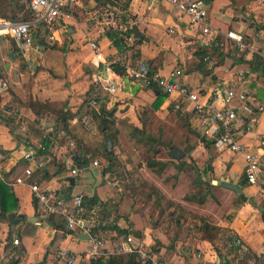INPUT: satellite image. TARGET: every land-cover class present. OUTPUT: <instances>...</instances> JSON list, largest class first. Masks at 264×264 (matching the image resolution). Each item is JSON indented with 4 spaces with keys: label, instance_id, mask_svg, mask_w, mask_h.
<instances>
[{
    "label": "crops",
    "instance_id": "0c3cea01",
    "mask_svg": "<svg viewBox=\"0 0 264 264\" xmlns=\"http://www.w3.org/2000/svg\"><path fill=\"white\" fill-rule=\"evenodd\" d=\"M20 1L28 10L26 1ZM126 1L128 11L121 17H126L131 30L136 24L144 37H134L132 31L131 36H125L127 47L124 51H118L106 34L88 37L85 26H79L75 20L78 1L73 18L64 24L72 36L70 43L61 41L59 44L57 41L50 45L49 41L43 40L22 50L13 42L5 41L3 75L10 81V89L1 102L16 105L21 116H13L11 120L0 113V163L5 167L6 178L3 182L18 202L16 214H10V218H17L11 229L10 218L0 219V264H57L59 248L78 255L89 244L77 236L80 232H70L66 226L55 228L47 222L39 206H34L29 185L33 181L42 188L54 189L65 195L69 193L67 196L96 198L93 204L85 201L90 206L99 204L103 208V217L109 223L107 228L101 227V231L110 248L116 239L130 235L135 244L151 246L156 259L167 264H219L216 248L223 247L225 234L235 233L245 239L253 253L264 255V68L253 70L255 54L238 50L224 34L219 37L212 56L205 60L208 52H203L205 48L193 35L187 18L168 2ZM205 1L213 28L223 32L235 30L244 36L246 42L264 53V5L260 1ZM115 2L122 3L123 0ZM10 16L7 4L0 0V19H11ZM128 27L119 30L126 31ZM60 30L63 28L57 32ZM91 41L100 45L106 60L116 58L130 61L132 65H136L134 61H146L157 66L162 75H168L176 68L182 69V81L200 91L203 95L201 100L214 101L217 106L221 103L216 97L229 87H235L238 92L247 90L248 102L255 111H259V118L252 121L249 112L239 113L235 133L259 159L260 182H247L241 153L222 150L214 139L201 133L192 103L176 93L167 94L120 75L105 62L98 65L90 47ZM97 73L114 78L119 85L112 92L102 91L96 107L89 109L86 98ZM34 103L42 104V107L34 109L31 106ZM241 103L239 97L234 100L236 106ZM140 104H149L157 112L175 111L183 126L196 136L198 144H191L184 151L151 134L148 135L152 141L137 139L138 133L133 131L131 138L137 143L144 139L149 148L157 144L171 156L160 158L158 147L155 149L157 154L145 162L141 161L142 164L132 165L131 160L119 150L116 143L120 137L112 128L115 121V126L119 127V116H133L129 121L134 122L136 116L132 111ZM259 106L263 109L259 110ZM65 114H68L67 129L62 125ZM103 114L108 118L105 124ZM24 116L31 121V126L24 127L18 123ZM87 117L90 119L88 126L84 123ZM134 124L133 129H143V126ZM203 137L213 141L209 149ZM107 138L111 139V150L107 147ZM44 139L48 140L47 149L42 148ZM174 148L184 152L181 159L172 155ZM22 150L35 152L36 161H27ZM106 150L114 153L111 164ZM204 151L209 156L208 167L199 169L196 164L202 160ZM150 158L168 162L161 174L147 165ZM95 159L100 161L99 166L93 165ZM28 164L34 169L32 177L27 179L29 183L14 184L15 178L24 173ZM170 165L174 176L193 165L194 178L189 182L187 175L179 176L177 182L169 179L164 172ZM74 167L78 170L77 175L71 173ZM226 182L241 185L242 194L226 187ZM187 196L192 198L187 199ZM242 196L247 199L242 200ZM20 213L36 216L38 222L18 218L16 215ZM201 218L222 230L214 241L203 235ZM9 232H12L11 240L8 239ZM15 238L19 240L18 245L13 242ZM129 254L122 256L129 258ZM102 264H107V260Z\"/></svg>",
    "mask_w": 264,
    "mask_h": 264
},
{
    "label": "built area",
    "instance_id": "2783aa9c",
    "mask_svg": "<svg viewBox=\"0 0 264 264\" xmlns=\"http://www.w3.org/2000/svg\"><path fill=\"white\" fill-rule=\"evenodd\" d=\"M29 17L27 19H0V113L9 116H21L18 108L14 104H3L1 100L10 89V81L3 75V46L5 41L13 42L18 48L26 50L33 47L37 42L55 39V35L60 27H64L68 20L73 18L74 7L77 0H25ZM172 7L180 11L186 18L187 24L193 35L199 40L200 46L213 50L219 44V37L225 35L227 39L233 41L234 46L240 51L250 52L264 58V53L257 50L250 43L246 42L244 36L235 31L227 30L223 32L215 29L209 22V12L205 0H163ZM90 47L94 52L97 64L105 62L111 66L113 63H120L126 71V77L133 81L146 82L148 85L154 84L161 91L167 94H178L184 100L193 104V111L196 114L198 126L201 133L215 140V144L220 149L241 153L245 160V177L249 184H258L261 180V164L257 156L250 148L240 140V136L235 133L239 113L249 112L252 121L258 120V110H254L248 102L249 93L247 90L238 92L235 87L224 90L216 99L221 103L217 106L215 102L203 101L202 93L191 88L181 79L184 71L180 68L173 69L168 75H162L158 70L153 71L152 65L146 61H140L132 65L130 61H119L116 58L106 60L100 45L96 41L90 42ZM210 55L205 56L208 60ZM118 83L110 76H102L97 73L93 77L92 88L86 98L89 109L96 107L98 97L102 91H114ZM239 97L242 102L239 106L234 104V100ZM259 110L263 106L258 107ZM240 110V111H239ZM89 117L84 121L88 126ZM64 132V131H63ZM73 145V143L71 142ZM32 150H22L23 157L27 161H36ZM93 165L99 166L100 161L95 159ZM5 167L0 163V180L5 181ZM34 169L28 164L24 167V173L15 178V183H29L28 178L32 177ZM73 175L78 174L74 167L71 170ZM33 198L37 201L39 209L44 217L51 215L64 218L66 228L71 232H80L89 235L87 248L78 255L72 254L68 249L59 248L56 253L57 264H98L115 254L133 253L141 264H167L158 261L153 248L144 243L135 244L130 235L121 237L113 241L110 248L108 240L102 233L101 227L109 223L103 217V208L96 204L88 205L83 195L67 196L54 189H45L35 181L29 183ZM14 244L18 245L19 240L14 239ZM232 243L238 248L239 254L249 251V245L243 237L232 234ZM249 264H262L256 257L249 261Z\"/></svg>",
    "mask_w": 264,
    "mask_h": 264
},
{
    "label": "rangeland",
    "instance_id": "374dc122",
    "mask_svg": "<svg viewBox=\"0 0 264 264\" xmlns=\"http://www.w3.org/2000/svg\"><path fill=\"white\" fill-rule=\"evenodd\" d=\"M77 1L79 2V4L76 6L74 12L75 20L78 22L79 26L82 25L85 26V29L88 30V34H87L89 35L88 37H96L93 36V34L104 35L114 29H120L121 27L122 29H125L129 26L127 20L121 17L122 13L128 11L126 0H123L122 3L121 2L116 3L115 2L116 0H77ZM248 1L250 0H245L246 3H248ZM258 1H260L259 3L264 5V0H258ZM22 15L23 13L21 12L18 15V18L21 19ZM53 34L55 35V39H51V38L48 39L50 45L54 44L57 41L59 42V44H62L61 41L63 43L64 41H66V44L71 42L72 36L70 34L69 28L65 26L63 27V30H60V32ZM251 40H253V38H251ZM132 112H133L132 115L134 114V117L136 116L135 118L136 120H134V122L129 121L133 118V116H122L121 118L119 116L118 117L119 127L115 126L116 123L115 121L114 126L112 128V131L116 130L117 136L120 137L119 138L120 140L117 139V143H116L119 146V150L131 160L132 165H136V163L138 162L142 164V162H145L148 157H151L153 154H157L155 153V149H158V147L159 150L161 151L160 154L158 155L160 158L166 159V158H170L171 156L168 153V151L165 150V148H163L162 146H157L156 144V146H154L153 149V148H149L147 141L144 139L142 140V143L140 142L141 144L133 140L131 138L132 137L131 135L134 130L133 129V127L135 126L134 123H137V125L139 126H143V130L145 133L157 136L161 140L170 142L172 145L178 146L180 147V149L183 150L191 144H198V140L196 139V136L183 126V123L178 119L175 111L169 112L168 110L167 112V110H164L163 112L160 111L157 112L155 108L151 109L149 104L146 105L140 104ZM18 123L20 125H24V127L31 126V121L26 116L22 117ZM136 138L140 140L142 139L139 133L136 135ZM214 152L215 151L213 150V153ZM132 157H134V160H132ZM202 157L203 158L199 162V164L198 163L196 164V167H198L199 169L208 167L207 162L209 156L207 151L203 152ZM190 163L192 162L190 161ZM190 166L191 165L186 167L184 173L180 175L177 174V176L172 175V173L170 172V170L173 168V166L171 165L168 167V170H166L164 173L167 177H169V179L174 180L175 182L179 180V176L187 175L188 176L187 180L189 182L190 178H194V169L192 168L193 165L191 167ZM191 192L193 193V191ZM12 226H10V229ZM15 235L16 232L14 230L13 236Z\"/></svg>",
    "mask_w": 264,
    "mask_h": 264
},
{
    "label": "trees",
    "instance_id": "16d2710c",
    "mask_svg": "<svg viewBox=\"0 0 264 264\" xmlns=\"http://www.w3.org/2000/svg\"><path fill=\"white\" fill-rule=\"evenodd\" d=\"M4 2L7 4L8 10L11 13L10 18L11 19H17L18 15L22 12V19H27L29 17V11L26 10V5L24 3H21L20 0H4ZM128 4V3H127ZM14 8V9H13ZM124 19H126L125 16H123ZM19 19V18H18ZM132 30L131 28L128 27V29L126 31H122L119 29H114L112 31H109L106 35L107 37L111 40V43L114 47H116L118 49V51H124L127 47L126 44V40H125V36H131ZM203 52H208L207 55L210 54V56H212V50H206L203 49ZM135 57V56H134ZM255 61H252V65H253V70L256 69H260V68H264V58L261 57L260 55H255L254 57ZM134 64H137V61L133 62ZM112 69L120 74V75H125L126 71L125 68L120 64V63H113L111 65ZM152 70L153 71H157L158 67L154 66L152 64ZM152 89H159L157 86H155L154 84L150 85ZM32 108L34 109H38L40 107H42V104L39 103H34L31 104ZM102 114V113H101ZM68 115V114H67ZM65 114V117L62 118L63 121V128L67 129V116ZM105 116L103 123L105 124L108 121V118L106 117L105 114H103ZM3 117H6L8 119L13 120V116H5V114H2ZM106 121V122H105ZM135 133H139L142 138L147 139L148 141H152L153 139H151L150 135H148L147 133L144 132L143 129H140L138 127H135L133 130ZM204 144L206 145L207 149L210 148V146L212 145L211 140L206 139L205 137L202 138ZM47 143L48 140L44 139V142L42 144V148L45 147V149H47ZM41 148V149H42ZM42 149V150H45ZM192 149V148H190ZM189 149V150H190ZM156 153V152H155ZM106 157L108 159V161L110 162V164L112 163V161L114 160V153L113 151L108 152L106 150ZM87 162V161H85ZM147 165L152 168L153 170H155L158 174H161L165 168L168 165V162H164V161H160L157 160L155 158H150L147 160ZM8 186L6 185L5 182H3L2 180H0V219H9L10 218V214L14 213L16 214L17 212V208H18V202H17V198L10 192H8ZM67 195H70L69 193ZM191 196H187V199H191ZM86 200H88L90 202V204H93L96 202V198H85ZM242 200H246L247 197L246 196H242L241 197ZM201 202H204L203 200ZM34 206L35 208L38 207V203L37 201L34 199ZM37 215V213H36ZM17 216V215H16ZM262 216L264 219V210H262ZM47 222L55 227V228H61L62 226H66L64 219L58 218L54 215L48 216L46 218ZM202 221V226L200 227V229L203 232V235L210 239L211 241H214L216 234L222 232V230L215 226V225H211V223H208L206 221L205 218H201ZM9 225L12 226L15 223H17V218L16 217H11L9 220ZM108 226H103L102 229L107 228ZM72 232V231H71ZM232 234L233 233H228L225 234L224 237V244L222 248H216L217 252L219 254V258H220V263L219 264H249V261L256 257L257 259H259L262 264H264V255H258L256 253H253L250 250L249 247V251L244 253V254H239L238 252V248L232 243ZM8 239H12V232H9L8 235ZM127 253H123V254H115L113 256H111L109 259H107V264H141L139 258L133 254L130 253L129 258L123 257L122 255H125ZM98 264H102V261H100Z\"/></svg>",
    "mask_w": 264,
    "mask_h": 264
},
{
    "label": "water",
    "instance_id": "95a60500",
    "mask_svg": "<svg viewBox=\"0 0 264 264\" xmlns=\"http://www.w3.org/2000/svg\"><path fill=\"white\" fill-rule=\"evenodd\" d=\"M132 31H133V35H134V37H139V38H143V37H144L143 33H141V32L138 30L136 24H134V25L132 26ZM41 42H42V41H41ZM143 84H144V86H146V87L148 86V83H146V82H144ZM107 147H108L109 150L112 149V146H111V139H110V138H107ZM172 155H173L174 157H176L177 159H181V158L184 156V152H182V151H181L180 149H178V148H174V149H172ZM224 185H225L226 187H229V188H231V189L236 190L237 193H238L239 195L242 194V190H241V187H242V186H241V185H233V184L228 183V182L224 183ZM17 216H18V218H25V219H27V220H29V221L38 222V217H36V216H26V215H24V214H22V213L18 214ZM77 236H78L79 238H81V239H84V240H88V239H89V235H87V234H85V233H77ZM219 259H220V258H219Z\"/></svg>",
    "mask_w": 264,
    "mask_h": 264
}]
</instances>
